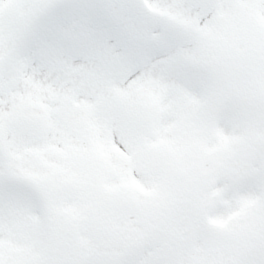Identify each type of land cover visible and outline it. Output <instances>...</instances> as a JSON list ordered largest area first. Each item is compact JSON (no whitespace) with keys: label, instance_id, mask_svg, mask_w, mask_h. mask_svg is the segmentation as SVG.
<instances>
[{"label":"snow or ice","instance_id":"snow-or-ice-1","mask_svg":"<svg viewBox=\"0 0 264 264\" xmlns=\"http://www.w3.org/2000/svg\"><path fill=\"white\" fill-rule=\"evenodd\" d=\"M0 264H264V0H0Z\"/></svg>","mask_w":264,"mask_h":264}]
</instances>
